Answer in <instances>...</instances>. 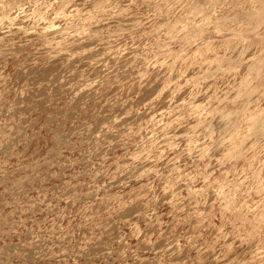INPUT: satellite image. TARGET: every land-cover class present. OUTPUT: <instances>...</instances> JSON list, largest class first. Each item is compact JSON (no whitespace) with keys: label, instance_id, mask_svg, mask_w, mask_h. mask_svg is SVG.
I'll use <instances>...</instances> for the list:
<instances>
[{"label":"rangeland","instance_id":"obj_1","mask_svg":"<svg viewBox=\"0 0 264 264\" xmlns=\"http://www.w3.org/2000/svg\"><path fill=\"white\" fill-rule=\"evenodd\" d=\"M94 1L0 0V264H264V0Z\"/></svg>","mask_w":264,"mask_h":264},{"label":"bare ground","instance_id":"obj_2","mask_svg":"<svg viewBox=\"0 0 264 264\" xmlns=\"http://www.w3.org/2000/svg\"><path fill=\"white\" fill-rule=\"evenodd\" d=\"M77 1V0H76ZM96 1V0H95ZM94 1V2H95ZM123 1V0H122ZM17 3V0H10V2H9V4L10 5H12V4H16ZM86 3V2H85ZM69 4V3H68ZM87 4H88V2H87ZM92 4V3H91ZM74 5V4H73ZM74 7H75V5H74ZM67 8V7H66ZM73 9V8H72ZM81 9V8H80ZM83 10V9H82ZM65 11V10H64ZM67 11V10H66ZM73 11V10H72ZM124 16V15H123ZM127 18V17H126ZM125 19V18H124ZM123 20V19H122ZM128 20V19H127ZM131 21V20H130ZM117 22V21H116ZM99 24V23H98ZM106 24V23H105ZM159 65V64H158ZM191 70V69H190ZM184 76V75H183ZM216 77V76H215ZM219 81V80H218ZM199 89V88H198ZM181 95V94H180ZM199 97V96H198ZM203 98V97H202ZM198 100V99H197ZM218 154V153H217ZM262 188H264V187H262Z\"/></svg>","mask_w":264,"mask_h":264}]
</instances>
